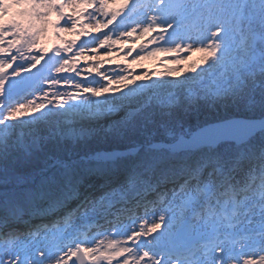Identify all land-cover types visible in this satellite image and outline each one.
Here are the masks:
<instances>
[{
    "label": "snow or ice",
    "instance_id": "1",
    "mask_svg": "<svg viewBox=\"0 0 264 264\" xmlns=\"http://www.w3.org/2000/svg\"><path fill=\"white\" fill-rule=\"evenodd\" d=\"M49 28L61 45L25 57ZM145 37L124 61L171 53L170 66L101 71ZM81 60L104 83L75 80ZM41 61L51 75L21 77ZM200 104L254 115L192 131L182 117ZM157 124L163 141L19 171L50 142ZM0 264H264V0H0Z\"/></svg>",
    "mask_w": 264,
    "mask_h": 264
},
{
    "label": "trees",
    "instance_id": "2",
    "mask_svg": "<svg viewBox=\"0 0 264 264\" xmlns=\"http://www.w3.org/2000/svg\"><path fill=\"white\" fill-rule=\"evenodd\" d=\"M253 115L254 114L251 112H246L243 109L237 110L235 107L231 106L227 108L220 106L212 108L200 104L198 107L190 110L186 115H183L182 119L185 126L190 130H194L198 126L209 121L230 116L249 117ZM254 117H259L258 112ZM161 123H163V121H161ZM149 136H151L154 142L163 141L166 139L165 129L159 124L148 125L146 128L138 130L136 133L122 140L105 139L101 134H94L93 138L78 140L77 143H73L70 140H63L58 143L50 142L45 146L43 151L33 155L32 164L30 166H20L19 171L24 175L30 173L35 174L39 172L40 168L45 166V162H47L48 165H52L56 160H60L73 167L75 166V168H83L86 166L88 158L98 151L125 149L130 146L132 141L143 143ZM255 139H259V133L256 134ZM37 177L38 175L36 179Z\"/></svg>",
    "mask_w": 264,
    "mask_h": 264
},
{
    "label": "rangeland",
    "instance_id": "3",
    "mask_svg": "<svg viewBox=\"0 0 264 264\" xmlns=\"http://www.w3.org/2000/svg\"><path fill=\"white\" fill-rule=\"evenodd\" d=\"M141 3H148L149 0H140ZM110 6L114 9H119L121 7H123V0H110ZM56 17L53 15L51 17V20H55ZM53 29L49 28L48 31H47V34L43 37V39L39 42V45L37 46L36 49H33V51L31 52H25V57L29 56V55H40V52L38 51V48H44L45 50H51L53 49L54 47H59L61 45V41L58 40L52 33H53ZM101 31H106L105 29H101ZM62 35V38L63 40H71V39H74L75 37L71 34V33H63L61 34ZM95 35V33L93 34ZM153 35H155V33H153ZM89 41L91 40V36H89L87 38ZM147 37L145 38H142V39H136V40H132V39H129L127 43H123V44H118V45H115L113 46L114 48H118L120 49V55L117 56L116 52H113L110 56V59H111V64H108V65H104L102 68H101V71L102 72H105L106 74L108 72H110L113 68H115L117 65L121 66V67H124V66H128L130 67V69L134 70L135 73H140V72H143V71H163L165 67H168L170 66V59L172 57L173 54L171 53H159L157 54L156 57H149L148 59L146 60H143V61H138L136 63H131L132 61V58L134 57L135 55V52L132 53V56H129V59L128 61H124L123 57L127 51L128 48H132V49H136L138 45L142 44L144 42V40H146ZM79 42H84V38H81V40ZM151 47V46H149ZM23 51V50H22ZM103 49L100 50L101 52V55L103 54ZM51 51H47V55H51ZM89 56L92 55L91 53V50L89 49L88 53H87ZM69 57H71L73 55V53H68L67 54ZM188 56V59H185L184 61V64L182 65V67H187L189 64H192V63H199L200 62V59H201V56L203 55L202 53H190V54H186ZM17 64H21V63H24L23 60H20L18 59L16 61ZM15 65H13L14 67ZM78 67L81 69L82 71V76L81 77H74L75 80H80V79H83V78H87L88 81H93V79L95 81H98L99 83H104L103 80H101L99 77H96L95 76V73H92L91 75H89L86 71V65H85V62L83 60H81L78 64ZM34 68L30 69L29 71H26V72H22L21 73V77H26L27 75H29L32 70ZM12 69L11 68H7V73H11ZM52 73L50 72L49 70V67L47 66L46 69H45V72L42 74V76H40L36 81H39L42 77L44 76H48V75H51ZM61 75H68V73H64V74H61ZM17 80H20V77H16ZM152 79H158L157 77H152ZM94 86H98V84H94ZM62 87V90L66 89L68 91H74V89L71 88V86H61ZM30 91V89H26L24 91H22L20 94L21 97L23 96H27V99H32V96H29L28 95V92ZM105 95H109V94H105ZM99 99H103V97H100ZM43 111V110H41ZM30 115H34V113H31V112H28L26 111L24 113V116L27 117V116H30ZM186 128H188L187 126H185ZM93 135L92 134L91 136L87 137V138H93ZM71 142L73 143H77V141H73V140H70ZM72 166V165H71ZM73 167V166H72ZM75 168V166H74ZM77 169H79L78 167H76ZM39 180V176L37 177V181ZM55 219V217H49L45 220V222H49L50 220H53ZM34 223H40L39 220H35L33 221Z\"/></svg>",
    "mask_w": 264,
    "mask_h": 264
},
{
    "label": "water",
    "instance_id": "4",
    "mask_svg": "<svg viewBox=\"0 0 264 264\" xmlns=\"http://www.w3.org/2000/svg\"><path fill=\"white\" fill-rule=\"evenodd\" d=\"M46 60H47V57L45 58V61ZM45 61H41V63L26 78H28V80H36L38 77H40L43 74V72L45 71V69H46ZM5 71H7V70H5ZM26 88H27V85L25 83H22V84H20L18 91L21 92L22 90H24ZM228 118L244 119V118H247V117H244V116H230ZM254 118L258 119L259 117H254ZM219 120L220 119H217V120L209 121L207 123L218 122ZM207 123H204V124H202L200 126H204ZM200 126H198L197 128H195L192 131L197 130ZM126 149L127 148H125V149H116V150L124 151ZM98 152H101V151H98Z\"/></svg>",
    "mask_w": 264,
    "mask_h": 264
},
{
    "label": "bare ground",
    "instance_id": "5",
    "mask_svg": "<svg viewBox=\"0 0 264 264\" xmlns=\"http://www.w3.org/2000/svg\"><path fill=\"white\" fill-rule=\"evenodd\" d=\"M101 224H103V226H104V230H107L108 232H112L113 231V229L112 228H110L106 223H104V221L103 220H100L99 221ZM77 223H79V221H77ZM89 223H94L93 221H89ZM94 231H95V229H93V233H94Z\"/></svg>",
    "mask_w": 264,
    "mask_h": 264
}]
</instances>
